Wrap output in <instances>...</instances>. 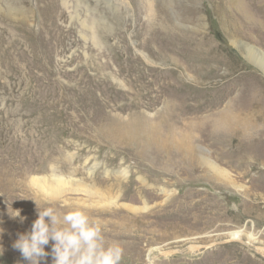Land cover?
<instances>
[{
  "label": "rangeland",
  "instance_id": "374dc122",
  "mask_svg": "<svg viewBox=\"0 0 264 264\" xmlns=\"http://www.w3.org/2000/svg\"><path fill=\"white\" fill-rule=\"evenodd\" d=\"M126 1L129 6L127 3L117 5L119 11L110 2L108 8L103 0L69 1L78 13L84 11L88 16L94 15L97 25L100 23L97 20L106 18L109 21L107 28H94L95 32L101 30L97 47L82 41L80 34L84 30L78 21H70L68 11L59 3L51 27L62 41L56 46L50 42L48 48L50 71L57 77L64 73L72 76L71 81L68 77L62 79V87L74 85L73 71L77 70L89 81L94 78L93 86L104 83L109 91L120 92L111 76L119 79L118 75H121L123 78L125 75L118 73L122 67L129 69L131 74L149 68L162 75L179 76L182 88L191 89L190 100L204 90V94L210 92L208 88L215 83L221 84L213 90L232 84V76L245 71L253 74L264 88L263 71L231 44L232 35L226 38L220 21L214 17L216 2L220 0H149L152 6L150 17L160 20L159 24L167 26L170 31L169 37L162 35L156 38L149 51L140 45V38L145 33V13L136 15L130 1ZM43 2L46 1L41 0L42 5ZM222 2L229 12L236 9L233 0ZM25 6L26 9H34L37 12L34 18H38L40 12L37 11L36 0H25ZM189 9L194 12L192 15L187 12ZM80 17L84 18L85 14ZM36 29L32 27V30ZM198 42L208 45L200 55L205 59L214 60L212 57L217 56L214 48L220 46L219 60L222 63L218 77L200 80L195 76L194 68L200 63L193 52L201 44ZM160 47L167 50L161 52ZM125 58L140 60L138 69L128 68ZM96 64H104L109 76L106 73L100 75L93 69L92 65ZM227 64L231 66L230 77L225 71ZM0 72L3 75L1 68ZM5 79L0 76V83L7 82L5 87H0V177L3 176V180L0 179V264H29L13 244L21 234L31 231L38 219L37 206L41 211L52 207L58 215L77 210L84 212L90 221L99 225L106 245L118 244L123 248L121 264H264V135L255 134L244 145L242 151L246 155L257 156L248 159L251 164L246 169L238 170L216 161L212 149H209L211 154L208 157L202 155L228 173L229 181H226L217 178L199 157H187L179 152L173 154L176 150L173 141L165 138V127L161 121H156L162 112L161 106L156 104L154 108L120 112L117 107L112 108L113 101L109 99V107L104 108V114H117L125 120L139 114L156 121L154 126L161 137L159 150L167 153L152 155L153 152L143 151L136 145L133 149L128 148V153L115 151V154L109 151L108 141L88 143L81 138V133L78 139L56 138L52 145L54 157L39 164L31 151L19 146V140L20 143L24 141L20 125L27 106L22 100L25 89H17L14 82L8 81L9 77ZM81 86L83 90L89 87ZM237 90L233 91V96ZM193 100L188 104L193 105ZM120 104L122 102L117 106ZM217 110L220 109L213 112ZM86 112L93 114L90 109ZM209 113L212 112L205 111L202 116ZM198 146L204 150L209 148L195 142L194 148ZM179 158H183L182 161ZM64 163L65 168L62 166ZM51 165H59V172L63 171L61 173L67 181L79 184L64 187L74 189V192L63 191L56 199H50L42 189L28 184L30 177L41 176L49 171ZM121 170L126 171L127 183L132 187L119 188L121 180L115 175ZM124 194L130 197L126 199ZM16 212L20 213L18 217ZM247 237L256 241L251 243ZM53 243L50 241L45 246V252L51 253ZM41 264H53L52 256L42 259Z\"/></svg>",
  "mask_w": 264,
  "mask_h": 264
},
{
  "label": "bare ground",
  "instance_id": "6f19581e",
  "mask_svg": "<svg viewBox=\"0 0 264 264\" xmlns=\"http://www.w3.org/2000/svg\"><path fill=\"white\" fill-rule=\"evenodd\" d=\"M45 1L42 5L41 0H36V8L40 15L38 18H34L37 12L30 7L26 9V6L24 7L25 0H0V68L4 72L0 76L5 77V80L9 77L8 81L14 82L17 89H25L22 100L27 106L23 124L20 125L24 141L20 143L19 140V146L21 149L25 146L27 151H31V154L38 159L39 164L54 157L52 156L54 154L52 145L56 138L78 139L81 133H83L81 138H84L88 143L108 141L110 152L128 153V148L133 149V146L139 145L143 151L153 152L152 155L167 153L159 150L158 144L161 137L154 126L156 121H161L167 132L165 138L173 141L176 149L173 154L179 152L187 157H199L217 178L221 177L229 181L228 173L225 170L219 168L215 161L202 156L208 157L211 154L209 149H212V154L216 156L218 162L238 170L250 167L251 163L248 162V159L250 157L255 159L257 156L246 155L242 149L255 134L264 135V88L259 85V81L253 74L245 71L232 76L229 72L231 66L227 64L225 65L227 77L232 76L231 81L234 80V82L220 90H213L214 87L221 84L215 83L211 88H208L210 92L204 94V90L194 100L189 99V96L192 95L191 89L182 88L181 77L171 76V74L162 75L149 68L131 74L129 69L120 67L118 73H123L125 76L122 78L121 75H118L121 79L111 76L113 82L119 86L120 92L109 91V87L104 83L93 86L94 78H90L89 81L77 70L73 71L76 80L74 85L62 87V79L68 77V74H60L57 77L50 71L51 61L48 48L50 42L56 46L62 41L61 36L54 33L51 27V23L56 18V9L59 3L63 9L68 11L70 21L73 19L78 21L81 29L84 30V33L80 34L82 41L89 42L92 46L97 47L98 36H101L99 33L101 30L95 32L94 28L97 26H101L100 29L107 28L109 21L103 18L97 20V23L100 22L97 25L94 15L88 16V13L84 11L81 14L84 13L85 17L81 18V14L70 4V0ZM129 1L136 15L145 13L146 19L143 22L145 33L140 38V45L144 49L147 47L149 51L156 38H161L162 35L169 37L170 31L167 26L159 24L160 20L150 17L152 6L149 0V4L147 0ZM167 1L171 2V0ZM103 2L108 8L110 2L118 11L120 9L117 5L127 3L126 0H103ZM233 2L236 9L230 12L229 9L224 8L225 4L222 0L216 2L214 17L220 21L226 38L232 35L231 44L237 47L248 61L257 64L264 74V2L258 0H233ZM127 5L129 6L128 3ZM124 9L128 12L127 8ZM187 12L190 15L194 13L190 9ZM101 20L104 21L101 22ZM32 27H37V29L32 30ZM242 39L247 41H242ZM155 45L157 46V44ZM207 46V44L201 43L196 46V50L193 52L197 57L198 64L200 63L197 68H194V74L200 80L218 77V72L221 69L219 45L214 48V51L217 52V56L212 57L214 60L200 57ZM164 47H160L161 52L167 50ZM209 52L211 51L209 50ZM124 62L129 64L128 68L132 66V68L138 69L137 64L140 60L131 61L129 58H125ZM191 62L193 63V61ZM92 66L93 69L99 71L100 75H105L104 73L108 75L104 64ZM71 78L72 76L68 77L70 81ZM6 85L7 82L0 83V87ZM81 85L89 87L83 90ZM193 89L195 90V87ZM208 89L206 90L209 91ZM236 89H238L236 96H233V91ZM196 90L198 89L196 88ZM97 92H99L98 96ZM109 99L113 101L112 108L117 107L120 112L154 108L156 104L161 106L162 112L156 121L149 120L147 117L143 118L139 114H133L137 116H131L125 120L117 114L103 113L104 108L109 107ZM192 100L194 104H188ZM121 102L122 104L117 106ZM29 103L31 104L29 105ZM217 108L220 110L213 112ZM89 109L93 111V114L86 112ZM69 111L72 113L69 114ZM94 111L98 114L94 115ZM205 111L212 113L202 116ZM146 135L148 136L146 137ZM195 142L206 144L209 147L208 150H204L201 146L194 148ZM242 143L244 144L242 145ZM168 158L172 159L173 157ZM73 159L72 157L71 161L74 162ZM179 159L182 161L183 158ZM65 165L66 163L62 165L63 168ZM59 167V165H51L49 171L44 173L48 176L42 174L38 177H30L28 184L42 189L50 199H56L63 191L65 193L74 192V189H65L64 187L79 184L67 181L68 179L63 176L64 173H61L63 171L59 172ZM115 176L121 180L120 189L122 186L132 187L127 183L125 170L117 172ZM0 179L3 180V176ZM123 197L127 199L130 196L124 194ZM129 209L138 210L136 208ZM247 239L251 243L256 241L251 237H247Z\"/></svg>",
  "mask_w": 264,
  "mask_h": 264
},
{
  "label": "clouds",
  "instance_id": "9594fccd",
  "mask_svg": "<svg viewBox=\"0 0 264 264\" xmlns=\"http://www.w3.org/2000/svg\"><path fill=\"white\" fill-rule=\"evenodd\" d=\"M16 213L18 217L20 213ZM37 213L31 231L21 234L13 244L29 264H41L49 255L53 264H121L123 248L106 245L101 228L84 212L58 215L52 207L41 211L37 206ZM50 241L54 243L49 254L44 249Z\"/></svg>",
  "mask_w": 264,
  "mask_h": 264
}]
</instances>
